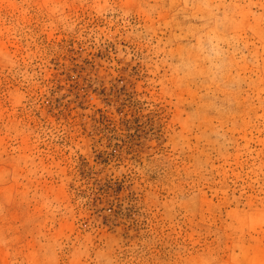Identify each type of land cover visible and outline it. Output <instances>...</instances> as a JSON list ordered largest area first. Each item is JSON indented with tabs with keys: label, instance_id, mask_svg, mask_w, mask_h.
Listing matches in <instances>:
<instances>
[{
	"label": "rangeland",
	"instance_id": "obj_1",
	"mask_svg": "<svg viewBox=\"0 0 264 264\" xmlns=\"http://www.w3.org/2000/svg\"><path fill=\"white\" fill-rule=\"evenodd\" d=\"M0 264H264V0H0Z\"/></svg>",
	"mask_w": 264,
	"mask_h": 264
}]
</instances>
